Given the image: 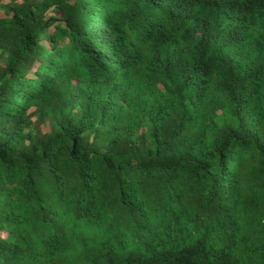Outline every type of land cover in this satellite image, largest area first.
Instances as JSON below:
<instances>
[{"label": "trees", "instance_id": "16d2710c", "mask_svg": "<svg viewBox=\"0 0 264 264\" xmlns=\"http://www.w3.org/2000/svg\"><path fill=\"white\" fill-rule=\"evenodd\" d=\"M0 264H264V0H0Z\"/></svg>", "mask_w": 264, "mask_h": 264}]
</instances>
